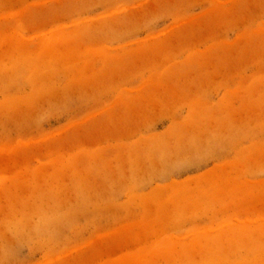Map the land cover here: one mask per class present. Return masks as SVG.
Returning <instances> with one entry per match:
<instances>
[{"label": "rangeland", "instance_id": "1", "mask_svg": "<svg viewBox=\"0 0 264 264\" xmlns=\"http://www.w3.org/2000/svg\"><path fill=\"white\" fill-rule=\"evenodd\" d=\"M0 264H264V0H0Z\"/></svg>", "mask_w": 264, "mask_h": 264}]
</instances>
